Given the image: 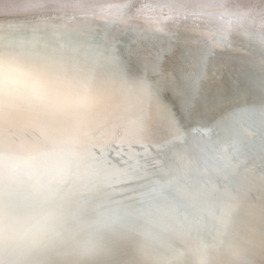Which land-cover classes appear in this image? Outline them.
<instances>
[{
    "label": "bare ground",
    "instance_id": "6f19581e",
    "mask_svg": "<svg viewBox=\"0 0 264 264\" xmlns=\"http://www.w3.org/2000/svg\"><path fill=\"white\" fill-rule=\"evenodd\" d=\"M0 62V264H264V0H0Z\"/></svg>",
    "mask_w": 264,
    "mask_h": 264
},
{
    "label": "clouds",
    "instance_id": "9594fccd",
    "mask_svg": "<svg viewBox=\"0 0 264 264\" xmlns=\"http://www.w3.org/2000/svg\"><path fill=\"white\" fill-rule=\"evenodd\" d=\"M0 86L27 87V81L19 69L7 62H0Z\"/></svg>",
    "mask_w": 264,
    "mask_h": 264
},
{
    "label": "water",
    "instance_id": "95a60500",
    "mask_svg": "<svg viewBox=\"0 0 264 264\" xmlns=\"http://www.w3.org/2000/svg\"><path fill=\"white\" fill-rule=\"evenodd\" d=\"M2 15H4V14H2ZM4 17H7V15H4Z\"/></svg>",
    "mask_w": 264,
    "mask_h": 264
},
{
    "label": "snow or ice",
    "instance_id": "6c2138e0",
    "mask_svg": "<svg viewBox=\"0 0 264 264\" xmlns=\"http://www.w3.org/2000/svg\"><path fill=\"white\" fill-rule=\"evenodd\" d=\"M34 87H37L38 88V86H34Z\"/></svg>",
    "mask_w": 264,
    "mask_h": 264
}]
</instances>
